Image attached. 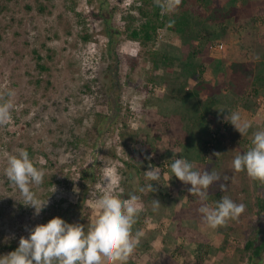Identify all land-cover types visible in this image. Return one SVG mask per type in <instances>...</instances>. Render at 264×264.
<instances>
[{
  "label": "rangeland",
  "instance_id": "obj_1",
  "mask_svg": "<svg viewBox=\"0 0 264 264\" xmlns=\"http://www.w3.org/2000/svg\"><path fill=\"white\" fill-rule=\"evenodd\" d=\"M220 1L237 9L222 25L225 31L208 27L222 48L166 28L145 44L130 39L145 21L136 10L140 0H104V8L99 0H0V102L12 103L11 118L0 124V255L53 217L87 230L100 213L96 199L124 202L136 194L140 210L133 234L141 238L127 264H247L244 245L264 228L255 204L264 183L235 172L232 160L252 146L255 131L264 130V0ZM108 19L119 33L112 49L103 34ZM194 47L200 53L192 57ZM242 60L252 74L234 95L229 65ZM194 73L201 76L199 85ZM9 90L15 95L8 97ZM190 91L198 94L196 101L184 97ZM227 111L250 122L246 135L226 121ZM223 133L229 138L216 144ZM19 149L45 173L43 183L32 188L42 201L48 199L38 215L22 204L4 172L7 155ZM180 157L201 172L220 175L205 201L172 175L169 166ZM151 167L160 168L159 181L146 179ZM106 169L116 180L110 190ZM223 196L243 203L245 211L210 229L198 209L214 207ZM154 199L161 203L156 210ZM149 231L162 235V255L145 244Z\"/></svg>",
  "mask_w": 264,
  "mask_h": 264
},
{
  "label": "clouds",
  "instance_id": "obj_2",
  "mask_svg": "<svg viewBox=\"0 0 264 264\" xmlns=\"http://www.w3.org/2000/svg\"><path fill=\"white\" fill-rule=\"evenodd\" d=\"M178 4L179 0H175ZM162 12L170 10L174 5L168 0L156 5ZM221 44L216 42L213 47ZM8 97L15 95L9 90ZM10 100L0 102V124L10 118ZM223 112V111H222ZM225 117L242 136L251 128L250 122L243 120L238 111H227ZM251 147L242 154H237L232 160L235 172H245L249 178L264 183V130L252 134ZM173 176L185 185H191L189 193L197 195L201 201L208 196V189L221 177L214 171L203 172L184 157L175 158L170 164ZM8 181L20 192L23 205L32 207L38 215L47 206L48 199L42 201L32 190L44 181L45 173L36 167L25 149H19L17 154H8L4 169ZM161 170L151 167L145 171V177L151 181H159ZM227 179V177H225ZM116 184L113 172L105 170V189H112ZM149 187L154 191L153 184ZM225 190V185H220ZM140 192L144 189L140 188ZM140 198L130 194L127 201L121 202L109 197L94 201L100 210L98 218L87 227L68 223L61 217H53L47 223L36 225L29 229V235L21 237L16 250L0 255V264H127L130 256L140 243L141 233L133 234V226L140 210ZM159 200H153V209L160 207ZM204 222L210 229H217L229 220H236L244 211L243 203H236L228 196H223L215 206L203 204L199 209Z\"/></svg>",
  "mask_w": 264,
  "mask_h": 264
},
{
  "label": "trees",
  "instance_id": "obj_3",
  "mask_svg": "<svg viewBox=\"0 0 264 264\" xmlns=\"http://www.w3.org/2000/svg\"><path fill=\"white\" fill-rule=\"evenodd\" d=\"M241 1H243L244 3V1L246 0ZM99 2L100 7L104 8V0H99ZM164 2L165 0H140V4L136 8V10L138 11V14L143 19H145V21L137 29H134L130 32V39L145 44L151 42L155 38L156 31L158 29L166 28L167 31L176 35H180L181 37H184L188 40H195L197 42H200L201 44L210 42L209 45L211 46V43H216L214 42V39H217V36L215 35L216 31H214V33L212 31V33L209 34L208 27L210 28L211 25H217L220 27L221 31H225V28H223L222 25L228 20L237 16V9L235 7L226 8L220 0H179L178 4L175 3V0H168V2L174 5V7H172L167 12V14H162V11L156 5L158 3L164 4ZM104 22H106V25L104 26L103 34L107 38L109 46L112 49V45L116 43V39L119 33L117 30H113L109 26L110 19ZM203 32H207L209 35H202ZM82 38L84 41H86L88 39V36L83 35ZM193 52L194 54L192 55V57L195 54L200 53L198 47H194ZM38 59L40 58L38 57ZM167 59L168 58L166 56L164 57V60H161L159 58L158 60H156L155 64L157 65L162 62L164 63ZM249 67V64L244 61L231 63L229 65V87H231V91L234 95L238 94L237 87H244L245 82H247L246 80L251 76L252 70ZM37 68L41 71H44L46 69V67L41 64H37ZM193 78L199 85L201 82V76H197L194 73ZM197 95L198 94L195 91H190L186 92V95L184 97H187L188 99H191V101H194ZM192 123L189 125L190 128L195 126L194 122ZM227 137L228 134L226 135V133H223L222 137L220 138V140H217L216 144L219 143V145H222L223 142L226 141ZM206 145L209 144H204V152L205 150H207ZM215 149L217 150L218 148L214 147L213 150ZM204 152L202 153V156L205 154ZM255 204L257 213L264 216V192H260L257 194ZM243 249V251L248 252L249 254L247 264H264L262 260V255L264 253V228L262 230L255 231L254 237L250 240H247ZM14 250L16 249H12L11 252ZM177 251H179L180 253L182 250L177 249ZM133 259L134 258H129L128 261H131ZM205 259L206 257H203V259L200 260H203V262H205Z\"/></svg>",
  "mask_w": 264,
  "mask_h": 264
},
{
  "label": "crops",
  "instance_id": "obj_4",
  "mask_svg": "<svg viewBox=\"0 0 264 264\" xmlns=\"http://www.w3.org/2000/svg\"><path fill=\"white\" fill-rule=\"evenodd\" d=\"M240 62H243V60L242 61H240ZM159 225H160V223H159ZM160 228H162V224L160 225V227H159V229ZM150 235H149V241L147 240V241H145V244H148V247H149V251L150 252H155L154 251V249L155 248H157L159 251L158 252H160V255H162L163 253H164V240H163V238H162V235H157L156 233H155V231H149L148 232ZM163 242V243H162ZM134 253H135V251H134ZM134 253L132 254L133 256H134ZM130 256L131 258H133V256ZM151 255H153V254H151ZM170 257H172V256H169V254H168V256H167V258L169 259V260H171L170 259ZM165 260V259H164ZM159 261V260H158ZM172 261H175V260H173V258H172ZM171 261V262H172ZM159 263H162V264H164L165 263V261H161L160 260V262Z\"/></svg>",
  "mask_w": 264,
  "mask_h": 264
},
{
  "label": "built area",
  "instance_id": "obj_5",
  "mask_svg": "<svg viewBox=\"0 0 264 264\" xmlns=\"http://www.w3.org/2000/svg\"><path fill=\"white\" fill-rule=\"evenodd\" d=\"M217 46V45H216ZM217 48H222V45L221 44H218Z\"/></svg>",
  "mask_w": 264,
  "mask_h": 264
}]
</instances>
